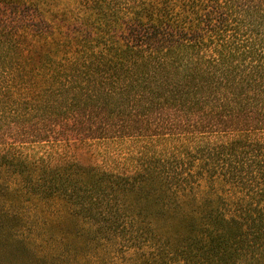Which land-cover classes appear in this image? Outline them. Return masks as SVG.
Instances as JSON below:
<instances>
[{"label": "trees", "instance_id": "obj_1", "mask_svg": "<svg viewBox=\"0 0 264 264\" xmlns=\"http://www.w3.org/2000/svg\"><path fill=\"white\" fill-rule=\"evenodd\" d=\"M117 139L124 172L21 151ZM0 251L264 264V0H0Z\"/></svg>", "mask_w": 264, "mask_h": 264}, {"label": "rangeland", "instance_id": "obj_2", "mask_svg": "<svg viewBox=\"0 0 264 264\" xmlns=\"http://www.w3.org/2000/svg\"><path fill=\"white\" fill-rule=\"evenodd\" d=\"M135 148L138 147L130 139H117L73 143L62 147L57 145L32 144L23 147L21 151L31 157L46 155L48 162L51 163H55L64 157H71L82 164H95L108 170L124 172L125 170H130L132 167V164L128 160H124V158L129 150H134ZM3 256H5V252L0 251V264H7L8 262L10 264H22L20 262H11L8 259V262H6Z\"/></svg>", "mask_w": 264, "mask_h": 264}]
</instances>
